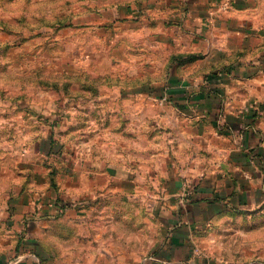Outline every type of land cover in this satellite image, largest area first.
<instances>
[{
  "label": "crops",
  "instance_id": "0c3cea01",
  "mask_svg": "<svg viewBox=\"0 0 264 264\" xmlns=\"http://www.w3.org/2000/svg\"><path fill=\"white\" fill-rule=\"evenodd\" d=\"M161 7L162 43L174 51L162 103L172 105L124 107L134 134L127 149L118 137L101 161L76 160L55 144L54 124L41 132L30 115L25 133L6 135L13 123L0 120V264H50L60 250L47 236H80L87 256L111 255L113 264H264V252L225 259L216 242L221 223L264 222V0ZM41 157L62 165L59 191ZM69 197L84 204L60 213Z\"/></svg>",
  "mask_w": 264,
  "mask_h": 264
},
{
  "label": "rangeland",
  "instance_id": "374dc122",
  "mask_svg": "<svg viewBox=\"0 0 264 264\" xmlns=\"http://www.w3.org/2000/svg\"><path fill=\"white\" fill-rule=\"evenodd\" d=\"M168 1L0 0V120L13 123L2 126L6 135L25 133L26 124H33L29 116L35 115L41 132H49L51 124L58 127L55 144L76 160L101 161L100 154L118 137L127 149L134 134L129 135L124 107L172 105L162 103L169 96L167 60L174 55L162 43L168 36L162 20L167 23L169 16L161 6ZM146 92L151 94L144 98ZM139 128L135 136L144 149ZM61 169L57 161L41 157L42 174L57 191ZM83 200L66 198L60 213L80 208ZM217 230L225 259L245 261L264 252V222L259 227L251 220L221 223ZM150 231L156 240L158 221H152ZM45 243L60 250L50 264H96L100 257L113 264L111 255L87 256L88 243L80 236H47Z\"/></svg>",
  "mask_w": 264,
  "mask_h": 264
},
{
  "label": "built area",
  "instance_id": "2783aa9c",
  "mask_svg": "<svg viewBox=\"0 0 264 264\" xmlns=\"http://www.w3.org/2000/svg\"><path fill=\"white\" fill-rule=\"evenodd\" d=\"M62 204H63V203H61V205H60V206H61V208H62Z\"/></svg>",
  "mask_w": 264,
  "mask_h": 264
}]
</instances>
